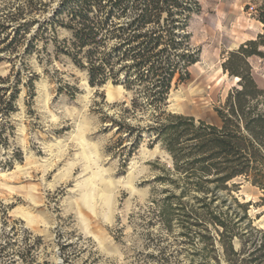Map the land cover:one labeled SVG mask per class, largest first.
Masks as SVG:
<instances>
[{
	"label": "rangeland",
	"instance_id": "1",
	"mask_svg": "<svg viewBox=\"0 0 264 264\" xmlns=\"http://www.w3.org/2000/svg\"><path fill=\"white\" fill-rule=\"evenodd\" d=\"M21 1L0 0L6 27L0 30V77L11 73L0 86L21 72L15 110L0 117V264H185L177 232L159 229L147 212L151 163L169 164V155L145 132L128 155L120 144L129 141L105 118L117 117L131 93L110 81L91 87L52 41L24 52L26 26L19 35L16 28L31 15L13 18ZM198 2L187 31L199 59L185 83L175 87L173 80L166 110L217 123L215 108L237 82L221 65L238 43L262 31L255 16L264 0ZM65 36L57 28V38ZM258 50L261 56L247 60L264 88V46ZM129 121L143 126L150 120L144 113ZM236 184L233 194L249 202L253 225L264 230L260 190L244 179Z\"/></svg>",
	"mask_w": 264,
	"mask_h": 264
},
{
	"label": "trees",
	"instance_id": "2",
	"mask_svg": "<svg viewBox=\"0 0 264 264\" xmlns=\"http://www.w3.org/2000/svg\"><path fill=\"white\" fill-rule=\"evenodd\" d=\"M14 11L16 20L31 15L16 28L19 35L26 26L24 52L52 41L56 54L84 71L91 87L110 81L131 93L117 117L105 118L120 140L129 141L120 144L128 155L142 132L169 155V164L151 163L147 212L159 229L177 232L185 264H264V230L253 225L249 202L233 194L236 181L244 179L260 190L264 206V88L247 60L262 55L264 5L255 16L262 32L230 51L221 65L237 82L215 108L217 123L166 110L173 80L175 87L185 83L199 59L187 31L200 11L198 0H22ZM57 28L66 32L61 40ZM10 76L0 81L8 83ZM16 76L0 86V117L15 110L21 72ZM144 113L150 120L145 125L130 123Z\"/></svg>",
	"mask_w": 264,
	"mask_h": 264
},
{
	"label": "crops",
	"instance_id": "3",
	"mask_svg": "<svg viewBox=\"0 0 264 264\" xmlns=\"http://www.w3.org/2000/svg\"><path fill=\"white\" fill-rule=\"evenodd\" d=\"M257 22H259L257 19H255ZM261 25H262V23L261 22H259ZM263 26V25H262ZM262 32V31H261ZM261 32H257L253 37H249V38H246L245 40H243L242 42H240V43H238L237 45H236V48H238V46L240 45V44H242V43H244V42H246V41H248V40H250V39H254L259 33H261ZM230 51H232V50H230ZM259 86V85H258ZM260 87V86H259ZM262 88V87H261Z\"/></svg>",
	"mask_w": 264,
	"mask_h": 264
}]
</instances>
